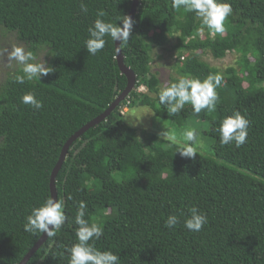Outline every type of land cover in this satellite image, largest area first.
I'll use <instances>...</instances> for the list:
<instances>
[{"label":"trees","instance_id":"1","mask_svg":"<svg viewBox=\"0 0 264 264\" xmlns=\"http://www.w3.org/2000/svg\"><path fill=\"white\" fill-rule=\"evenodd\" d=\"M226 2L233 9L226 30L213 34L195 13L173 8L171 0L139 1L132 36L120 44L136 83L106 118L68 146L55 179L66 220L25 264H69L81 201L87 205L84 218L103 230L89 243L117 254L119 264H264V0ZM131 3L0 0L3 43L9 48L15 40L34 53L45 46L44 59L55 70L41 81L19 84L11 79L19 71L14 62L10 66L3 57L0 62V264L19 263L41 236L23 225L51 196L50 174L65 142L126 87L111 39L94 56L84 43L98 11L115 23L128 16ZM175 34L177 41L167 48ZM158 47L173 52L175 73L164 82L152 68ZM229 52L239 53V69L220 71L201 57L221 59ZM210 74L223 77L214 111L196 114L186 104L169 115L159 103V91L181 76L203 80ZM28 92L42 102L41 109L21 102ZM135 106L154 113L155 131L127 122L123 109ZM236 111L250 122L247 141L239 148L221 145L214 129ZM165 122L205 125L196 131L205 143L194 159L174 153L173 142L159 135ZM191 207L208 218L199 232L183 224L181 213L188 215ZM172 214L181 216L180 223L167 228Z\"/></svg>","mask_w":264,"mask_h":264},{"label":"clouds","instance_id":"2","mask_svg":"<svg viewBox=\"0 0 264 264\" xmlns=\"http://www.w3.org/2000/svg\"><path fill=\"white\" fill-rule=\"evenodd\" d=\"M171 4L175 9L183 8L186 12L195 13L202 24L213 34L225 32V21L233 12L226 0H171ZM80 7L82 12H87V7L83 3ZM97 16L93 25L88 28L89 38L84 43L87 53L94 56L104 49L106 37L117 45L116 51L118 52V46L126 44L132 36V18L122 15L117 20L120 21L118 24L117 21L112 23L102 19L105 16L103 11H98ZM0 52L6 55L10 66L14 62L19 68V71L11 73V79L16 83L41 81V78L55 71L44 59L45 55H49L45 46H41L39 53H34L26 50L22 44H12L7 49H0ZM222 81L223 77L219 74H210L203 80L181 76L176 82L164 86L159 91L158 100L169 115L179 113L186 104H190L196 114L205 109L214 111L219 98L216 89ZM21 102L36 110L43 107L42 102L32 92L24 94ZM249 123V120L239 111L226 116L214 129L219 134V143L221 145L234 144L237 148L243 146L248 138ZM159 135L173 142L176 147L174 153H178L181 157L194 159L197 156L200 142L195 129L185 130L180 140L175 134H169L167 131H162ZM64 207L62 200L54 199L52 196L48 197L41 206L33 208L26 217L23 225L24 231L33 235L44 234L47 238L54 237L56 231L66 220ZM86 209V203L81 201L75 217V223L78 225L75 233L77 242L68 250L69 264H119L120 257L117 254L107 250H98L93 243H89L98 240L103 235V230L98 224H89L84 218ZM181 216L184 217V227L191 232L201 231L208 222L207 215L197 207H191L188 215L184 216L181 213ZM181 216L169 215L165 220V227L175 228L180 223Z\"/></svg>","mask_w":264,"mask_h":264},{"label":"rangeland","instance_id":"3","mask_svg":"<svg viewBox=\"0 0 264 264\" xmlns=\"http://www.w3.org/2000/svg\"><path fill=\"white\" fill-rule=\"evenodd\" d=\"M178 36L175 34L172 38H170L169 43L167 44V48H171L175 42L177 41ZM15 43V40H13ZM13 43V44H14ZM9 45L3 43V39L0 36V49H7ZM153 61H152V68L153 70H157L159 72V77L161 81H167L171 74H174L175 71L171 68V64L173 63V52L168 49L164 48H155L152 51ZM238 52H229L224 58L215 59L211 56L210 53H204L201 55L203 59H205L211 66L217 67L220 71L225 70L227 66H233L235 69H239V64L236 63L238 59ZM0 62H3L2 57L7 62V57L4 53L0 52ZM2 60V61H1ZM1 77V73H0ZM141 90H144L143 87H140ZM125 114L126 120L128 123L134 126H138V128L148 129V131L152 130L155 131L153 125L154 121L158 122L154 113L146 107L135 106L127 110V108L123 109ZM156 119V120H155ZM138 120V121H137ZM157 127V126H155ZM160 128H164L169 134H175L178 140L182 139V133L187 129H195L197 131H204L205 125L201 124L198 128L196 124L187 122L186 124L182 125L181 127L175 126L173 124H169L168 122L160 124ZM139 133L141 130H138ZM158 131V130H157ZM204 136L200 135L198 141L202 146L204 145Z\"/></svg>","mask_w":264,"mask_h":264},{"label":"water","instance_id":"4","mask_svg":"<svg viewBox=\"0 0 264 264\" xmlns=\"http://www.w3.org/2000/svg\"><path fill=\"white\" fill-rule=\"evenodd\" d=\"M140 0H132L130 10L128 13V16H130L132 19L134 17V14L136 12L137 5ZM118 44V42H116ZM119 51H116V60L118 67L120 69V72L125 75L127 79V84L124 90L116 97V99L113 101V103L110 105L108 109H106L103 113L92 119L91 121L87 122L85 125H83L80 129H78L64 144L62 151L60 153L59 159L54 166L51 174H50V195L55 199H57V194H56V188H55V179H56V174L58 172V169L60 168L62 161L64 159V156L66 154V151L68 149V146L71 144L73 140H75L77 137H79L84 131H86L88 128L94 126L96 123L100 122L102 119L106 118L109 114V112L116 106L124 97H126L129 92L133 89L135 83H136V74L135 72L128 66L124 64V58L123 54L120 49ZM117 48V45L115 44V49ZM47 238L46 235L41 234L39 237L38 241L34 244V246L28 251V253L22 258V260L17 263V264H25L27 259L29 258L30 255L33 254V252L39 247L41 243L45 241Z\"/></svg>","mask_w":264,"mask_h":264}]
</instances>
